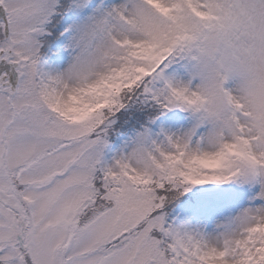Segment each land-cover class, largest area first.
<instances>
[{
	"label": "snow or ice",
	"instance_id": "6c2138e0",
	"mask_svg": "<svg viewBox=\"0 0 264 264\" xmlns=\"http://www.w3.org/2000/svg\"><path fill=\"white\" fill-rule=\"evenodd\" d=\"M0 264H264V0H0Z\"/></svg>",
	"mask_w": 264,
	"mask_h": 264
}]
</instances>
